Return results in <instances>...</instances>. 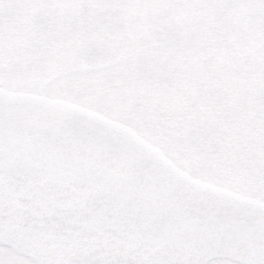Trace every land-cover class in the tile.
Instances as JSON below:
<instances>
[{
	"label": "snow or ice",
	"instance_id": "obj_1",
	"mask_svg": "<svg viewBox=\"0 0 264 264\" xmlns=\"http://www.w3.org/2000/svg\"><path fill=\"white\" fill-rule=\"evenodd\" d=\"M0 264H264V0H0Z\"/></svg>",
	"mask_w": 264,
	"mask_h": 264
}]
</instances>
